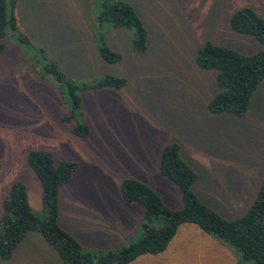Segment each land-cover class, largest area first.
I'll use <instances>...</instances> for the list:
<instances>
[{
    "label": "rangeland",
    "instance_id": "1",
    "mask_svg": "<svg viewBox=\"0 0 264 264\" xmlns=\"http://www.w3.org/2000/svg\"><path fill=\"white\" fill-rule=\"evenodd\" d=\"M118 1L129 3L147 29L142 55L132 50L133 31L96 25L100 0H17L19 32L67 78L88 83L108 75L127 81L120 90L83 93L80 115L69 121L63 119L71 110L61 90L51 77H41L28 46L8 32L0 56V222L15 182L24 184L32 213L45 216L41 184L27 157L47 151L56 164L79 165L59 190V224L83 250L98 254L120 250L141 235L144 210L122 199L124 179L145 183L170 209L181 208L178 187L159 170L168 144L179 145L181 158L196 173L193 192L225 219L242 217L264 182V80L246 114L212 115L207 105L219 91L217 74L195 63L205 42L244 56L260 51L254 38L233 32L230 18L251 8L264 20V0ZM98 39L121 62H103ZM81 123L89 136L73 134ZM176 235L164 252L130 264H252L194 224L180 226ZM0 264L62 262L31 232Z\"/></svg>",
    "mask_w": 264,
    "mask_h": 264
},
{
    "label": "trees",
    "instance_id": "2",
    "mask_svg": "<svg viewBox=\"0 0 264 264\" xmlns=\"http://www.w3.org/2000/svg\"><path fill=\"white\" fill-rule=\"evenodd\" d=\"M17 0H0V56L5 50L4 40L10 34L19 44L28 46L33 60L41 66L42 78L51 77L61 90L71 113L64 121L80 115L81 95L103 89L120 90L126 86L124 78L102 76L93 82L78 83L65 76L54 59L42 48L31 46L28 38L18 30L15 18ZM96 25L133 31L132 50L142 55L147 50L148 32L135 9L125 1L100 0ZM230 27L236 34L254 38L261 50L244 56L223 46L205 42L195 54V63L201 70L215 71L219 91L208 102L212 115L231 114L243 116L248 111L252 97L264 80V20L251 8H241L230 18ZM101 60L108 64L121 62L120 54L100 39L97 40ZM31 57V60H32ZM78 137L89 136V127L78 124L73 130ZM29 168L42 188L44 217L32 213L24 184L15 182L3 202L0 222V260H9L15 248L29 233H38L55 250L62 264H130L143 255H157L167 248L180 226L194 224L212 238L233 247L241 261L264 264V182L256 198L244 215L225 219L203 204L192 187L196 173L181 158L176 143L166 145L161 153L160 174L174 183L181 195L182 206L170 209L157 193L143 182L124 179L120 185L122 199L137 204L144 210L141 235L120 250L106 254L83 250L80 242L59 224V190L71 181L79 165L74 162L55 163L47 151H32L27 157Z\"/></svg>",
    "mask_w": 264,
    "mask_h": 264
},
{
    "label": "crops",
    "instance_id": "3",
    "mask_svg": "<svg viewBox=\"0 0 264 264\" xmlns=\"http://www.w3.org/2000/svg\"><path fill=\"white\" fill-rule=\"evenodd\" d=\"M184 225H185V224H184ZM184 227H185V226H184ZM181 228H182V227H181ZM185 231H186V232H191L189 229H186ZM177 236H178V235H175V236H174V238L171 240V242L169 243V245H170L173 241H175V240L177 239ZM207 239H208V238H207ZM209 240H210V239H208V241H209ZM217 244H220V243H217ZM169 245H168V246H169ZM213 245H214V244H213ZM219 248H220V247H219ZM210 262H211L212 264L215 263V262L212 261V260H211Z\"/></svg>",
    "mask_w": 264,
    "mask_h": 264
}]
</instances>
